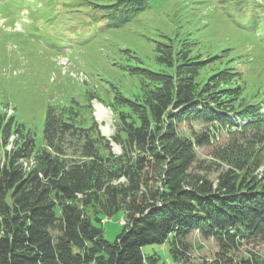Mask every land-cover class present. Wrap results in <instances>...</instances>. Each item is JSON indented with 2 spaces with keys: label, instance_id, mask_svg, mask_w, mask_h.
<instances>
[{
  "label": "trees",
  "instance_id": "trees-1",
  "mask_svg": "<svg viewBox=\"0 0 264 264\" xmlns=\"http://www.w3.org/2000/svg\"><path fill=\"white\" fill-rule=\"evenodd\" d=\"M110 1L101 12L114 28L148 3ZM0 8L10 14L9 3ZM171 46H157L164 71H134L156 88L140 104L122 100L139 124L121 121L111 137L119 154L95 124H78L74 105L47 111L45 150L35 151L25 138L0 153V264H145L143 248L165 243L179 264L188 260L184 240L191 232L216 243L209 264H264V135L254 131L264 116L247 105H225L212 87L197 88V65L183 58L184 45ZM2 122L0 116L1 133ZM184 122L254 134L211 145L209 134L181 135L177 127ZM205 146L218 164L214 181L197 172L196 147ZM118 213L122 231L108 242L102 221Z\"/></svg>",
  "mask_w": 264,
  "mask_h": 264
},
{
  "label": "rangeland",
  "instance_id": "rangeland-1",
  "mask_svg": "<svg viewBox=\"0 0 264 264\" xmlns=\"http://www.w3.org/2000/svg\"><path fill=\"white\" fill-rule=\"evenodd\" d=\"M147 1L144 11L119 28L109 26V17L101 12L102 6L113 4L110 0H42L39 6L30 7L34 10L31 17H11L0 8V116L4 130L0 132V153L25 138L34 141L35 151L45 150L47 111L74 105L78 124H95V130L110 141L112 152L119 154L120 147L111 137L121 121L139 124L136 113L122 100L140 104L156 88L155 82L134 71L137 67L164 71L157 61L158 44L172 45L176 51L184 45L183 58L197 65V88L212 87L213 95L225 105H247L264 116V0ZM29 19L34 20L31 25H27ZM58 36L78 38L73 43L80 41L57 52L50 45ZM222 74L231 78L222 81ZM227 116L239 124L231 114ZM213 126L184 122L177 128L192 140L209 134L211 145L251 140L254 134ZM254 131L263 136L264 126ZM196 158L197 172L214 181L219 170L211 160L210 147H196ZM122 225V213L104 219V239L113 242ZM184 241L189 246L188 260H179V264L212 262L217 251L212 239L191 232ZM143 254L145 264L173 261L167 243L145 246Z\"/></svg>",
  "mask_w": 264,
  "mask_h": 264
},
{
  "label": "bare ground",
  "instance_id": "bare-ground-1",
  "mask_svg": "<svg viewBox=\"0 0 264 264\" xmlns=\"http://www.w3.org/2000/svg\"><path fill=\"white\" fill-rule=\"evenodd\" d=\"M170 264H174V263H170Z\"/></svg>",
  "mask_w": 264,
  "mask_h": 264
}]
</instances>
